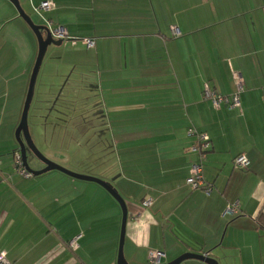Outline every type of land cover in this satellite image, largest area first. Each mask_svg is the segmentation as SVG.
<instances>
[{"label": "crops", "instance_id": "crops-1", "mask_svg": "<svg viewBox=\"0 0 264 264\" xmlns=\"http://www.w3.org/2000/svg\"><path fill=\"white\" fill-rule=\"evenodd\" d=\"M52 1L55 8L46 16L62 34L54 35L52 54L71 49L102 85L124 82L135 93L152 88L148 96L157 97L127 106L125 120L144 123L127 131L123 176L74 168L110 181L126 200L127 260L151 264L154 250L166 254L162 264L185 252L208 253L220 264H264V0ZM173 26L181 31L178 37ZM59 58L53 76L64 81L66 60L63 53ZM31 61L0 68V250L13 264H117L122 209L102 185L59 170L26 177L16 164L15 130ZM233 71L245 80L242 109L216 108L204 89L233 93ZM57 94L46 88V110ZM140 109L143 116L135 113ZM192 127L211 139L204 167L213 187L209 194L187 184L199 158L196 139L187 135ZM135 139L140 145L131 144ZM138 151L140 163L132 160ZM241 154L250 160L247 170L234 165ZM29 158L37 169L36 158ZM140 168L141 182L135 175ZM147 198L154 201L149 207ZM235 203L236 212L226 213ZM75 238L79 246L72 250L67 243Z\"/></svg>", "mask_w": 264, "mask_h": 264}, {"label": "rangeland", "instance_id": "rangeland-1", "mask_svg": "<svg viewBox=\"0 0 264 264\" xmlns=\"http://www.w3.org/2000/svg\"><path fill=\"white\" fill-rule=\"evenodd\" d=\"M20 2L35 23L44 25L39 16L33 12L29 0H20ZM35 47H38L37 37L19 15L15 6L9 0H0V68L2 66L16 68L30 57L33 66L37 56ZM61 50L54 54L51 48L47 51L37 79L28 116L29 129L34 142L41 152L74 172L80 173L74 169L77 168L83 172L109 178L118 175L120 171V175L123 176V173L127 172L126 153L122 150L126 145L125 140L129 133L127 131H131L132 123L137 127H142L144 123L142 119L125 120L124 117L129 113L127 106L136 101L149 103L151 98L157 97L148 96L153 92L152 88L140 87L135 93V88L124 82H119L117 88L116 85L109 87L107 83L102 85L92 76L91 72L94 71L89 72L77 63L80 58L72 53L71 49L61 48ZM61 53L66 60L64 69L67 78L64 81L60 78L57 80L56 76H53ZM88 75H91L90 79ZM46 88L58 90L52 103H49L48 110L45 109L48 104L45 105L43 100ZM157 103L158 101L154 105L158 106ZM115 105L120 108L112 109ZM143 112L142 109L135 111L137 116H143ZM136 141L137 139L131 144L140 145L141 140ZM116 142H120V146H117ZM32 156L29 154V157ZM133 156V161L142 162V151L135 152ZM123 163L124 168L121 167ZM142 172L143 168L135 171L140 182ZM121 190L124 192L123 189ZM121 222L122 217L119 226ZM185 262L194 263V259Z\"/></svg>", "mask_w": 264, "mask_h": 264}, {"label": "water", "instance_id": "water-1", "mask_svg": "<svg viewBox=\"0 0 264 264\" xmlns=\"http://www.w3.org/2000/svg\"><path fill=\"white\" fill-rule=\"evenodd\" d=\"M9 1L15 6L19 15L26 21V23L32 29L38 40V53H37L36 61L31 73L29 86L22 109L21 119L15 130V137L19 145L18 151L22 156L24 167L29 172H31L32 175L35 176L44 174L52 170H59L75 178L94 181L102 185L116 199V201L119 203L122 209V223H121V233H120L117 264H131L127 260L124 252L125 236H126V229H127L128 215H129L128 206L126 200L118 191V189L114 187V185L110 181L104 180L100 177H96L93 175L77 173L62 166L61 164L55 162L54 160L47 157L43 152H41L34 142V139L29 129V121H28L29 111L35 94L37 78L44 57L48 50V47L52 44L57 43L58 41L54 38V34L52 33L51 29L48 26L37 24L33 21L31 16L27 14L24 8L22 7L20 0H9ZM29 153L33 155L32 156L33 158L40 160L44 164V167L37 169L33 168L30 164ZM189 259L201 260L208 264H220L215 257L209 255L208 253H194V252H185L180 256H178L177 258L173 259L172 261L163 264H182L184 261Z\"/></svg>", "mask_w": 264, "mask_h": 264}, {"label": "built area", "instance_id": "built-area-1", "mask_svg": "<svg viewBox=\"0 0 264 264\" xmlns=\"http://www.w3.org/2000/svg\"><path fill=\"white\" fill-rule=\"evenodd\" d=\"M31 2V6L33 11L43 20L44 24L48 26L52 33L55 35L62 34L54 31L52 29V20L46 16L48 11H51L55 8V3L52 0H42L39 4L33 2V0H29ZM172 32L175 37H178L181 32L176 27H172ZM88 47H93L95 41L93 39H86L85 40ZM234 83H235V90L231 94H223L211 89L209 86H206L204 89V98L208 99L212 102L213 106L216 108H220L223 105L227 106L229 109H242L241 103V95L245 88V80L243 75L239 71H233ZM187 135L190 137H195L196 142L194 144L193 149L198 153L199 158L196 162H194L190 168L189 177L187 178V184L192 189H202L205 193L209 194L212 192L213 187L211 184H207L204 177V167L205 161L207 158L208 152L212 148V144L210 141V137L206 132L198 131L195 128H189L187 131ZM15 160L16 164L20 170V172L26 176H32V173L29 172L23 164L22 156L19 151L15 153ZM250 160L244 154L238 155L234 159V165L238 169L247 170L249 168ZM152 198H147L144 200V205L149 207L153 204ZM238 208V203L230 204L226 208V213L233 214L236 212ZM79 238V237H78ZM78 238L72 239L67 243V246L75 250L78 244ZM166 256L165 253L161 251H150L148 258L151 264H162V259ZM0 264H13L7 256V253L3 250H0Z\"/></svg>", "mask_w": 264, "mask_h": 264}, {"label": "flooded vegetation", "instance_id": "flooded-vegetation-1", "mask_svg": "<svg viewBox=\"0 0 264 264\" xmlns=\"http://www.w3.org/2000/svg\"><path fill=\"white\" fill-rule=\"evenodd\" d=\"M35 161H36V163H38V165H37L38 168L44 167L43 163L40 160L36 159Z\"/></svg>", "mask_w": 264, "mask_h": 264}, {"label": "trees", "instance_id": "trees-1", "mask_svg": "<svg viewBox=\"0 0 264 264\" xmlns=\"http://www.w3.org/2000/svg\"><path fill=\"white\" fill-rule=\"evenodd\" d=\"M210 141H211V139H210Z\"/></svg>", "mask_w": 264, "mask_h": 264}]
</instances>
